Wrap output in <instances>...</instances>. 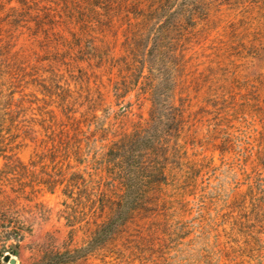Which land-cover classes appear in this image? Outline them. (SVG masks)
<instances>
[{"label":"rangeland","instance_id":"obj_1","mask_svg":"<svg viewBox=\"0 0 264 264\" xmlns=\"http://www.w3.org/2000/svg\"><path fill=\"white\" fill-rule=\"evenodd\" d=\"M175 2L173 8L184 3L183 8L193 10L194 22L187 23L179 42L186 63L180 78L175 66L166 70L168 86H175V104L184 111L179 131L166 137V181L139 184L137 207L116 236L60 264H264V217L254 212L248 196L244 202L241 198L248 192L244 171L250 170L256 150L264 148V0ZM97 3L0 0V30L15 32L6 36L11 43L18 40L19 47L25 39L18 32L25 31L28 14L101 11ZM89 44L85 41L68 68L73 75L62 66V77L52 76L50 96L65 95V81L70 89L77 88L73 79L81 75ZM109 53L118 55L119 44H111ZM40 57L49 62V56ZM62 58L70 60L67 54ZM35 95L43 99L35 107L62 116L55 96ZM148 107L137 91L118 103L107 95L104 110L97 111L98 123L130 131L145 124ZM32 129L13 131L0 141V264H10L5 254L15 264H44L50 252L83 246L109 212L101 203L116 200L117 177L109 173L111 167L105 172L90 161L92 149L86 151V161H69L70 172L79 173L72 195L63 185L48 191L41 182L57 171L41 148V125ZM145 176L139 173L140 180Z\"/></svg>","mask_w":264,"mask_h":264},{"label":"trees","instance_id":"obj_2","mask_svg":"<svg viewBox=\"0 0 264 264\" xmlns=\"http://www.w3.org/2000/svg\"><path fill=\"white\" fill-rule=\"evenodd\" d=\"M176 3L98 0L101 11L28 14L22 25L25 31L18 32L25 39L19 47L18 40L11 43L6 36L15 32L0 30V141L13 131L28 132L35 124L41 125V148L49 153L52 168L57 171L41 182L50 192L63 185L67 194L74 193L79 173L70 172L73 165L69 161H86V151L90 149L94 150L90 161L105 172L111 167L109 173L118 180L113 192L116 200L107 198L101 203V208L108 206L109 212L96 225L90 240L77 248L50 252L43 257L44 264L72 262L114 238L137 207L138 186L166 181L170 155L166 137L179 131L184 118L182 107L175 104V86H168L170 77L167 78L166 70L175 66L172 69L180 78L186 63L179 42L187 23L194 22L193 10L183 8L184 3L173 8ZM116 26L120 27V34ZM85 41H90L83 58L85 66L79 68L80 76H71L77 88L70 89L64 80L66 94L55 92L50 96L52 76L62 77V66L73 75L74 69L68 68L77 59L76 53L83 50ZM110 42L119 44L118 55L109 53ZM41 54L49 56L48 63L41 61L47 60ZM63 54L70 60L64 61ZM19 87L22 90L18 92ZM27 89L33 93H26ZM131 91L149 101L145 124L123 132L113 129V124H99L97 111L104 110L106 96L111 95L118 103ZM37 92L55 96L62 116L35 107L43 100L36 97ZM16 93L18 97H14ZM249 169L244 171L248 192L241 198L244 202L248 196L254 212L264 217V148L256 150ZM140 172L146 173L145 181L140 180Z\"/></svg>","mask_w":264,"mask_h":264},{"label":"water","instance_id":"obj_3","mask_svg":"<svg viewBox=\"0 0 264 264\" xmlns=\"http://www.w3.org/2000/svg\"><path fill=\"white\" fill-rule=\"evenodd\" d=\"M3 259H4L5 261H8L10 264H15V258L10 257L9 254H5V255L3 256Z\"/></svg>","mask_w":264,"mask_h":264}]
</instances>
